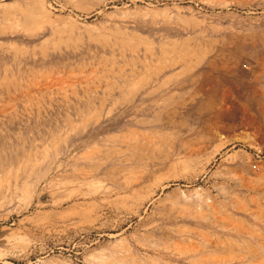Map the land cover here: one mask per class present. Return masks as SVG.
I'll use <instances>...</instances> for the list:
<instances>
[{
	"label": "rangeland",
	"instance_id": "rangeland-1",
	"mask_svg": "<svg viewBox=\"0 0 264 264\" xmlns=\"http://www.w3.org/2000/svg\"><path fill=\"white\" fill-rule=\"evenodd\" d=\"M0 264H264V0H0Z\"/></svg>",
	"mask_w": 264,
	"mask_h": 264
}]
</instances>
